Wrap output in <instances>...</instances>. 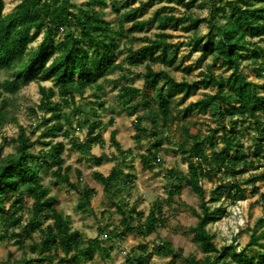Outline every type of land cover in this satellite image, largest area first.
<instances>
[{"label": "trees", "instance_id": "obj_1", "mask_svg": "<svg viewBox=\"0 0 264 264\" xmlns=\"http://www.w3.org/2000/svg\"><path fill=\"white\" fill-rule=\"evenodd\" d=\"M175 1L192 8L198 0ZM108 2L113 4L116 12H120L121 9L117 7L115 0H87L78 6H75L72 0H21L15 11L4 15V3L0 0V69L11 67L13 71L11 78L0 79V96L2 92L14 94L32 81H51V87H39L41 101L38 108L44 113H50V119L45 121V135L51 134L53 137L59 132H66L60 121L64 118L61 103L53 101L56 95L62 99L70 97L73 101L75 93H81L85 88L96 85L98 79L103 78L110 70L123 69L125 63L130 66L145 63V72L141 75L142 89L134 85H123L118 92L119 101L128 105L129 113L138 109H145L147 112L144 116H138L135 121L136 137L150 136L153 140L152 147L146 153L139 155L142 167L145 169L152 168V156L159 160L158 154L162 147L159 129L166 127L170 120L177 121L180 118L179 115H173L169 99L176 95L188 98L197 85L215 87L217 91L190 102L185 108L186 112L188 108L200 113L210 112L220 117L227 116L233 123L236 117L241 124L248 120L258 122L261 117L264 118V97L258 92L259 85L249 80L240 70L242 61L240 55L244 50H249L248 38L264 36V5H253L254 2H264V0L227 1L225 7L228 14L223 16L220 15L223 9L222 0L202 1V6L208 3L210 31L205 42L201 36L192 37V50L211 54L212 62H220L230 70V74L225 78H218L209 69L202 73L203 79L193 83L186 79L176 80L168 72L155 70L151 63H146L148 59L155 60L154 52L165 44V40H160L161 42L154 40L137 49L132 45L127 46L126 56L119 61V54L115 49L118 47V38L124 35V24L131 22L130 30L138 29L145 24L144 21L137 19L144 3L131 6L125 1L114 26L104 19L102 12L96 10V7H103ZM74 7L76 9L73 11ZM160 12L156 11L152 20H159L160 24L167 25L173 30L180 27L178 17L173 14L162 15ZM221 18L224 20L223 23ZM215 25L219 27L216 34L212 31ZM41 31L40 43L34 50H29L32 34ZM163 36L167 37L166 34ZM170 46L172 45L166 44L158 57L164 64H173L177 56L178 50L175 48L172 57H169L167 47ZM261 50L260 65L255 69L260 76L264 70V47ZM257 56L259 57V54ZM156 105L157 108L154 109ZM32 112L36 113L33 109ZM142 119H148L151 128L141 125ZM50 120H54V123L47 125ZM3 121L4 114L0 110V127ZM101 125V120L90 123L87 139L84 142L74 139L71 150L91 154L93 144L103 145L102 135L96 131ZM18 128V134L14 139L4 141V144H14L15 153L2 156L4 145H0V225L4 228V235L0 236V240L6 237L9 229L14 231L15 228L21 227L24 220V198L27 194L32 200V206L30 217L26 225L21 227V231L27 233L37 231L40 242L29 246L31 253L37 254V257L21 258L13 264L77 263L85 258L89 260L95 253L109 258L111 248L103 247L99 236L102 230L98 228L96 237L84 239L79 231L72 229L70 218L57 210L56 197L51 196L50 189L41 182L40 172L56 166L52 170L53 184L58 185L62 182L77 191L80 197L78 209L85 210L90 206L94 191L89 187L80 189L71 181L69 174L72 166L65 165L62 156L65 144L51 139L43 142L47 149L34 151L35 142L31 138L32 133H28L22 125ZM182 130L183 140L178 149L187 155L189 161L188 171L185 174L180 172V179L185 181L184 184L197 195L199 200L197 208L187 204L184 206L198 219L196 225L190 228V232L204 257L200 259L194 255H185L181 248H175L170 241L159 238L153 242L151 248L146 243L139 244L137 254L127 255L125 264H147L148 258L152 256L170 257V262L180 260L186 264H229V262L255 264L254 258L246 251L254 245L264 247V241L260 242V239L264 238V229L258 234L253 232L248 244L238 250V244L234 242L217 246L207 228L211 221L221 218L224 212L221 206L212 207L211 203L218 202L225 192L230 196L233 190L236 191L237 199L242 200L245 198V189L238 181L229 182L225 183L224 190L220 185L217 190H211L209 197L206 198L207 191L201 183V179L218 173L221 168H237L242 165L238 173L243 174L253 165L249 161L240 160V157L243 158L245 155L240 145L241 132L231 129L233 133L228 135L224 123L212 129L206 136H201L200 131L195 134L190 133L186 125H182ZM221 130H225V135L222 137L224 144L218 150L213 135ZM115 134L116 132L112 131L110 136L112 145L119 154H126ZM205 143H208L211 149L208 158L203 148ZM257 146L260 147V144L258 143ZM231 149H234V155L229 157L227 154ZM128 153L131 154L132 151ZM107 158L109 159V156L101 154L93 157V162L99 165ZM191 158H195L196 161L193 162ZM121 165L122 163L114 166L109 175L101 172L93 174L102 184L109 198L113 195L112 189L122 188L130 183L129 174L124 182H119L124 174L120 169ZM75 173L81 175L79 169H75ZM176 173L177 170H170L167 174L175 177ZM261 177L264 178V175ZM183 187L180 181L170 183L166 199L169 206L175 196L181 195ZM8 195H11V202L7 207ZM261 197L264 199V194H261ZM163 204V201H156L146 216L142 211L137 210L136 205L131 207L120 205L123 229L118 233L114 231L112 235H108V239L123 238L132 233L144 237L157 232L159 227L166 225ZM44 218L51 221L45 227L42 225ZM259 222L264 224V219H260ZM12 234L16 235L15 232Z\"/></svg>", "mask_w": 264, "mask_h": 264}, {"label": "rangeland", "instance_id": "obj_2", "mask_svg": "<svg viewBox=\"0 0 264 264\" xmlns=\"http://www.w3.org/2000/svg\"><path fill=\"white\" fill-rule=\"evenodd\" d=\"M21 0H3V14L7 15L15 11L16 6ZM87 0H72L75 6H78ZM127 1L131 6H138L144 3L143 10L138 15L137 19L144 21L140 28L130 30L131 22L124 24V35L118 38V47L115 49L119 54V61L123 60L127 52L125 48L132 45L135 49L142 47L151 41H163L165 44L158 47L154 52L155 60L148 59L146 63H151L153 69L164 70L173 76L176 80L186 79L193 83L203 79L202 73L211 70L216 77H227L230 70H227L220 62L213 63L211 54L192 50V37L194 35L201 36L203 42L206 41V36L209 33V8L206 2L204 6L202 1L198 0L195 6L187 8L175 0H115V3L120 12L122 11L123 3ZM218 1V0H217ZM223 9L220 15L228 14L225 4L227 1L222 0ZM254 6L264 5V2H254ZM76 7L72 8L74 11ZM96 10L102 12L104 19L110 21L115 26L120 12H116L113 4L108 2L103 7H96ZM161 11L164 14H173L178 17L180 27L176 30L169 28L167 25L160 24L159 20H152V16L156 11ZM224 20L221 18V23ZM77 30L76 27H73ZM219 27L214 26L212 31L217 33ZM166 34V36H163ZM28 45L29 50H34L42 39V31L34 33L31 36ZM161 40V41H160ZM249 50H244L241 56V72L249 79L259 85L258 92L261 97H264V70L260 75L255 69L259 68L262 55L261 48L264 47V36L248 38ZM169 57L173 55V50L177 48L178 53L173 64H164L161 60L160 53L166 45ZM259 54V57L257 56ZM145 72V63L139 66H130L125 63V67L121 70L112 69L106 73L103 78L98 79L97 84L85 88L81 93L74 94V100L70 97L65 99L56 95L53 101L61 103V111L64 118L61 121L63 130L56 136L51 134L45 135L46 120L50 119V113H44L38 105L41 101L39 87H51V81H32L23 86L14 94L2 92L0 96V110L4 114V121L0 127V145H4L2 156L15 153L13 143L4 144L5 140L14 139L18 134L19 125L27 129L28 133H32V140L35 142L34 151L47 149L43 142L62 141L65 144V151L62 156L65 159V165H71L72 170L69 177L80 189L89 187L95 195L92 197L90 206L85 210L77 208L80 200L77 191L71 189L65 183L53 184L54 178L52 170L56 166L40 172L41 182L50 189V195L57 199L56 208L63 215L71 217V226H83L86 233L81 234L84 239L90 238L96 228H100L102 233L100 239L103 247L108 249L109 242H120V255H116V259L104 258L101 254L95 253L89 260L82 259L77 263L67 262L66 264H125L127 255H136L138 245L146 243L149 248L155 240L164 239L170 241L175 248H181L183 254L194 255L198 258L204 257L199 246L193 240V234L190 228L194 227L198 221L197 217L186 209L184 204L194 206L199 205L197 195L191 191L180 179V172L187 173L188 158L182 153L178 147L183 140L182 125L189 127L190 133L195 134L200 131L201 136H206L211 133V130L218 127L221 123L226 125V131L232 135L233 129L235 132L240 131V145L244 152V157L240 160L251 162L253 165L243 174L237 168H221L216 174H210L207 178L201 179V183L205 187L209 197V192L222 185L224 190L225 183L238 181L240 186L245 189V198L238 200L236 191L233 190L229 196L226 192L222 194L218 202L211 203L212 207L221 206L223 214L216 221H211L207 228L214 237V242L217 246L228 245L232 242L238 244V250L244 248L251 234H258L264 229V224H261L260 219H264V199L261 194H264V122L263 117L258 122L248 120L244 124L238 122L236 117L234 123L227 116H217L210 112L200 113L195 109L185 108L190 102L204 98L207 95L216 93L215 87H205L197 85L196 89L188 98H183L182 95H176L169 99V105L173 115H179V120H170L166 127L159 129V137L162 140V147L159 150V160L151 159V169L142 167L139 155L146 153L152 147V138L150 136L136 137L137 129L135 121L138 116H144L147 112L145 109H138L133 113L127 111L128 105L123 104L118 99L119 88L123 85H134L137 88L143 87V79L141 75ZM13 71L11 67L0 69V79L11 78ZM163 83V80H161ZM154 96V94H152ZM157 108V105L154 109ZM32 109L36 113L32 112ZM101 120L102 125L96 131L100 132L103 139V145L93 144L91 154H86L83 151L71 150L72 141L79 140L84 142L87 139L88 125L94 121ZM235 120L237 122L235 123ZM111 121V122H110ZM54 123V120H50ZM141 125L146 128H151L148 119H142ZM115 131V137L120 144V147L126 154H119L110 140V132ZM225 130H221L213 135V140L216 143L218 150L223 146V136ZM258 143L260 147H258ZM238 145V146H240ZM207 158L211 152L208 143L203 146ZM128 151H132L131 154ZM106 154L109 159L104 160L101 164L96 165L93 162V157ZM115 155V156H114ZM229 157L234 155V149L229 150ZM155 156V155H154ZM189 156V155H188ZM193 162L195 158H191ZM120 169L123 171V176L119 182L126 180L127 174L130 175L129 184L122 186L121 189H113L114 201L122 202L121 205L131 207L136 205L139 211H142L144 216L148 214L153 204L156 201H163L162 209L163 216L166 220L164 227H159L157 232L148 234L147 236L114 238L108 239V194L104 192L102 184L93 176L94 172H102L109 175L112 168L117 164H121ZM75 169L81 171V175L75 173ZM177 170L176 176H169L168 171ZM169 176V177H168ZM171 177V178H170ZM184 185L181 195L175 196L171 206L166 202L170 183L179 182ZM257 188V192H256ZM11 202V195L6 198V206ZM32 200L29 195L24 198V220L21 227L26 225L30 217V209ZM51 223L50 220L42 219V225L45 227ZM117 225V224H115ZM21 227L9 229L6 237L0 240V264H13V262L21 258L37 257V254L31 253L29 246L40 242V235L37 231L28 233ZM75 230V229H74ZM97 230V229H96ZM21 231V232H20ZM121 231V230H120ZM4 228L0 225V236H3ZM16 233L13 235L12 233ZM97 234V232H96ZM112 235V234H111ZM110 236V234H109ZM94 238V237H91ZM23 242L21 243V241ZM264 238L260 239L263 242ZM255 260V264H264V247L256 246L249 248L247 251ZM111 254V253H110ZM260 257L262 259H260ZM34 264H46L36 262ZM147 264H186L180 260L170 262V257L152 256L148 258ZM229 264H235L229 262Z\"/></svg>", "mask_w": 264, "mask_h": 264}, {"label": "crops", "instance_id": "obj_3", "mask_svg": "<svg viewBox=\"0 0 264 264\" xmlns=\"http://www.w3.org/2000/svg\"><path fill=\"white\" fill-rule=\"evenodd\" d=\"M111 133H112V131L110 132V136H111ZM108 156H110V155H108ZM116 189L117 190L121 189V187H118ZM112 191H114V190L112 189L111 192ZM94 195H95V193H94ZM121 204H122V202L119 203L117 200L114 201V198L112 196H111V198L108 197V235L109 234L111 235L114 231H116L118 233L120 230L123 229V226L121 224L122 212L119 210V206ZM137 210H138V208H137ZM68 217L71 220V217L70 216H68ZM115 224H117V225H115ZM74 229L79 231L80 234L86 233V230L84 229L83 226H75ZM96 229H95V232L92 235H90V234L88 235L90 238L91 237H96L98 235V228H96ZM96 232H97V234H96ZM133 236L137 237V234L132 233V234H129V235L123 237V238L127 239V238L133 237ZM119 245H120V242H116V241L115 242H109L108 248H111L110 249V253L111 254H110V257H109L110 259H116V255H118V256L120 255V251L119 250H121V247H119ZM113 253H115L116 255L112 256Z\"/></svg>", "mask_w": 264, "mask_h": 264}]
</instances>
